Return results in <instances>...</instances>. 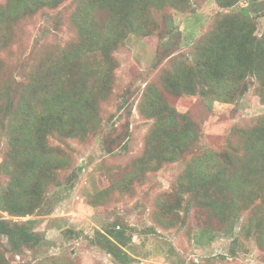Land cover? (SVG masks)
I'll return each instance as SVG.
<instances>
[{"label": "trees", "instance_id": "trees-1", "mask_svg": "<svg viewBox=\"0 0 264 264\" xmlns=\"http://www.w3.org/2000/svg\"><path fill=\"white\" fill-rule=\"evenodd\" d=\"M241 1L0 0V264L28 254L34 259L21 264H79L67 250L37 256L47 240L36 227L52 212L55 194L79 181L74 144L88 139L103 152L92 171L108 174L92 176L91 206L151 182L169 165L179 172L150 200L148 230L111 212L91 235L61 228L67 240L83 236L114 264H133L127 248L134 234L178 230L193 211L208 231L240 215L241 230L264 250V112L232 123L213 147L204 140L202 117L174 103L194 97L211 109L215 101L236 105L251 92L264 104V0ZM202 4H214L210 21L198 35H185L173 13L195 14ZM129 33L157 37L150 78L122 80ZM140 126L142 145L128 158L130 169L112 176L122 167L114 157ZM227 257L186 264H224Z\"/></svg>", "mask_w": 264, "mask_h": 264}, {"label": "rangeland", "instance_id": "rangeland-1", "mask_svg": "<svg viewBox=\"0 0 264 264\" xmlns=\"http://www.w3.org/2000/svg\"><path fill=\"white\" fill-rule=\"evenodd\" d=\"M244 1L242 0L239 4H245ZM213 10L214 4H202L197 7L195 14L174 12L173 18L185 35L194 34L196 36L200 33V29L205 28L210 21ZM262 24L263 19L261 18L258 23L259 30ZM29 28L32 32L30 36H32L36 29L32 26ZM157 41L156 36L128 34L125 39V45L128 48V62H122L121 69H118L123 81L128 82L139 73H144L147 78L153 75L150 71V64L155 55ZM197 102V98L194 97L179 98L174 101L179 110H191L197 119L198 115L202 117L199 120L204 140L213 147L223 144L224 134L232 123L264 112V104L259 101L258 96L251 92L245 94L236 105L215 101L211 109H206ZM132 112L129 120L134 126L139 124V120L134 108ZM144 130L142 126L135 128L132 138L128 140V145L117 152V157H114L115 162L118 164L120 162L122 167L119 166L112 176H121L130 169L127 160L140 150ZM74 145V158L77 160V165L82 166L79 181L72 189L61 190L60 193L55 194L57 201L53 205L52 212L49 215L38 217L39 223L36 229L44 233L43 237L47 243L36 249L35 253L40 256L67 250L77 258L79 264H114L109 255L103 251L87 246V241L83 236L78 239H68V241L61 228H73L83 234L91 235L95 227H100V221L105 218L111 219L113 215L110 213L117 212L125 218V222L148 230L151 226L148 217L151 210L150 200L157 192L169 187L179 172V166L173 164L160 169L150 177L151 182L146 181L135 186V189L133 188L131 192L128 191L124 195L119 196L113 193L106 205L91 206L86 202V197L94 192L92 176L95 178L98 176L101 180L108 176L107 173L92 171L96 162L103 157L102 148L98 140L91 139H88L85 144L75 143ZM3 178V174H0V192L3 187ZM194 215L198 219H194ZM201 218H203L201 213L190 211L186 223L178 230H162L154 227L155 232L134 234L130 247L127 248L135 258L133 264H186L192 259L200 260L217 254L228 256L224 264H264V250H260L254 239L251 236L247 237L246 233L241 230L242 217L240 215L234 214L224 229L216 231L205 230ZM234 238L238 239V244L232 243ZM231 246L235 248L233 256H229ZM33 257L28 254L24 259L16 256L10 257V260L14 264H21L34 259Z\"/></svg>", "mask_w": 264, "mask_h": 264}]
</instances>
